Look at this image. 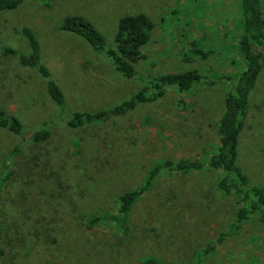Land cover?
<instances>
[{
    "label": "rangeland",
    "instance_id": "374dc122",
    "mask_svg": "<svg viewBox=\"0 0 264 264\" xmlns=\"http://www.w3.org/2000/svg\"><path fill=\"white\" fill-rule=\"evenodd\" d=\"M236 3L22 0L0 10V50L27 53L21 29L32 30L66 105L60 116L37 72L0 54V109L25 132L19 137L0 128V264H139L145 256L193 264L205 245L228 230L235 205L214 186L220 171L210 169L161 172L132 204L125 235L108 217L88 225L90 215H117V196L139 184L151 163L209 156L217 145L224 89L167 87L102 122L70 127L66 121L72 112L110 108L162 73L196 69L207 78L234 77L243 64ZM262 7L264 16V0ZM134 13L145 14L152 28L142 46L145 60L133 63L131 78L81 37L59 29L66 16L84 17L105 46L114 47L118 18ZM190 41L207 55H189ZM40 126L50 137L33 143L27 136ZM237 153L248 181L264 186V60ZM262 226L242 225L199 264H264Z\"/></svg>",
    "mask_w": 264,
    "mask_h": 264
},
{
    "label": "trees",
    "instance_id": "16d2710c",
    "mask_svg": "<svg viewBox=\"0 0 264 264\" xmlns=\"http://www.w3.org/2000/svg\"><path fill=\"white\" fill-rule=\"evenodd\" d=\"M21 1L0 0V10L13 9ZM262 5L263 0H237L236 8L239 13L238 28L240 32L238 51L242 56L243 64L239 66L234 77L216 75L214 78H207L196 69L162 73L144 80L142 86L134 94L110 108L93 112L76 111L71 113L66 123L70 127H76L98 123V121L102 122L109 116L125 114L138 104L158 97L167 87L185 91L194 86L204 85L225 90L223 107L216 122L217 145L209 156L204 159L165 158L151 163L146 168L139 184L117 196V215H90L88 225H93L108 217V219L114 220L121 235H125L128 231L127 220L132 204L151 187L155 177L161 172L187 173L210 169L220 171L214 186L221 194L230 196L235 207L228 230L220 233L214 242L205 245L198 256V260L193 264H199L202 257L213 253L217 245L229 236L236 234L242 225H263L262 227H264V186L250 183L236 161L243 121L248 113L250 95L263 67L264 16ZM151 28V21L143 13L121 15L115 26L114 47H106L99 32L84 17L66 16L59 25L60 30L81 37L94 50L103 52L126 78L135 75L133 63L145 60L142 46L149 40ZM21 34L27 44V53L19 52L10 47H2L0 54L13 56L20 66L33 68L37 72L44 80L45 91L57 106L58 114L61 116L66 110L63 94L59 86L50 78L48 68L40 60L39 43L29 28L23 27ZM189 44L187 49L189 55L200 58L207 55L193 41H190ZM0 128H4L19 137L25 136L20 121L15 116L6 114L2 109H0ZM27 137L33 143H42L49 139L50 133L45 126H40ZM17 149L14 147V151ZM139 264L169 263L153 256H145L140 259Z\"/></svg>",
    "mask_w": 264,
    "mask_h": 264
}]
</instances>
